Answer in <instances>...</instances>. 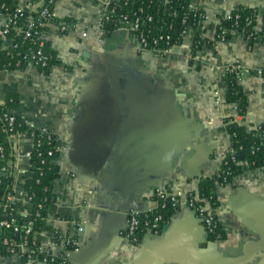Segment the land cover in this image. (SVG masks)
Instances as JSON below:
<instances>
[{"label":"crops","instance_id":"1","mask_svg":"<svg viewBox=\"0 0 264 264\" xmlns=\"http://www.w3.org/2000/svg\"><path fill=\"white\" fill-rule=\"evenodd\" d=\"M120 1H56L54 17L74 24L65 34L47 26L45 40L58 63L47 74L30 65L0 70V103L15 94L13 115L62 143L53 160L59 168L55 214L46 223L76 245L63 250L49 230L41 233L40 249L64 257L62 264H256L264 255V169L244 165L229 184L216 187L220 239H210L185 205L231 149L224 120L246 129L264 122V44H247L236 33L216 38L220 19L240 6L255 10L260 29L264 0H202L201 48L193 54L187 34L164 56L139 53L128 30H99L105 10ZM34 2L17 0V9ZM235 61L248 71L237 81L243 115L226 101L225 67ZM10 143L11 202L29 214L24 185L32 175L33 138L19 131ZM159 191L180 193L179 208L158 234L131 243L125 237L130 215L154 212ZM0 264L39 263L12 255Z\"/></svg>","mask_w":264,"mask_h":264},{"label":"trees","instance_id":"2","mask_svg":"<svg viewBox=\"0 0 264 264\" xmlns=\"http://www.w3.org/2000/svg\"><path fill=\"white\" fill-rule=\"evenodd\" d=\"M41 1V0H35ZM44 5L48 6L49 11L53 10L54 3L58 0H42ZM196 0H121L119 4L111 5L114 13L111 19L104 23L103 32L110 34L117 31L121 27L120 19L123 16L127 17L130 27L132 22L138 18L140 21L139 31L147 35L148 40L162 36L169 38V48L178 45L182 41V32L184 28L190 30L193 35L192 53L194 54L201 48L204 41L201 38V31L198 29L200 19L198 13L189 10V6L193 5ZM17 8V0H0V14L4 17L11 16ZM238 16V18H237ZM31 17L34 20L40 19L41 22H46V19L40 18L39 11L26 10L25 16L18 18L16 24L20 28L17 32H12L7 41L0 42V65L3 66L11 63V70L14 69V62L21 60L22 69L25 65L22 56L36 51V45L40 41L39 35L48 31V27H36V34L24 38L26 28V20ZM150 17L151 21H147ZM58 19L53 18L51 24L58 23ZM66 22L73 23L70 20ZM251 21V24L246 26V22ZM37 23V22H36ZM257 25L256 12L253 9L240 6L230 12V18H221L217 26L216 36L220 32V28H226L228 31L235 29L242 36L245 33L252 31L258 36V43L264 44V20L262 27L256 31L253 26ZM244 31L243 33H241ZM33 32V31H32ZM229 35V34H227ZM255 44L250 42V45ZM17 45V48H14ZM165 43L161 41L158 48H164ZM9 53V54H8ZM20 54L16 56V54ZM43 53L49 56L48 65L45 67L42 74H47L50 66L58 63L55 54L50 50L48 43L43 44ZM40 72V67L35 66ZM227 76V94L226 101L228 103H237L239 113L244 114L246 101L240 94V86L232 73H226ZM17 106V96L13 93L7 95L6 100L0 103V170L5 169L0 174V221H14V225L19 231L14 230V225L9 227H0V257H10L18 255L24 262H38L43 258H48L46 253L40 251V237L42 232L52 230L46 223L49 215L55 214L54 203L56 196L53 194V185L59 177V168L53 163L61 152V141L56 140V135L42 136L41 131L27 127L19 117L13 115V109ZM14 116L12 125H9V117ZM221 130L226 134L230 141L232 152H226L221 161L219 171L199 182L198 195L208 200L211 209L215 210L217 205L216 187L218 185L229 184L232 178L239 174L244 165L250 168L264 169V135L262 128L260 130L246 129L243 126L237 125L232 119L226 118L223 122ZM19 131H28L33 138V147L31 149V177L25 182L24 189L27 194V199L31 204V212L29 214L22 213L18 206L14 203L6 201L8 193H13V153L10 143L12 135ZM51 152V154H49ZM157 200V198H156ZM158 202V200H157ZM175 211L170 205L164 208L155 210L153 215L160 213L162 216L161 225L166 222L169 216ZM30 226L31 230L28 234L25 233L26 228ZM161 229V226H160ZM146 233V230L141 227V231L137 234V244L141 237ZM220 237H223L219 228ZM55 238V243L59 244ZM210 239H214L209 236ZM4 242H7L5 244ZM26 243V251H22L20 244ZM10 247H9V245ZM13 249V252H10ZM67 251L73 249V246L68 245L65 248ZM53 258L54 264H61L64 257L54 256L51 252L48 254Z\"/></svg>","mask_w":264,"mask_h":264},{"label":"built area","instance_id":"3","mask_svg":"<svg viewBox=\"0 0 264 264\" xmlns=\"http://www.w3.org/2000/svg\"><path fill=\"white\" fill-rule=\"evenodd\" d=\"M202 2H203L202 0H197L196 3L189 6L190 11H193L194 13H198V17L200 19V25L198 26V29H200V31L202 30V23L205 19V12L200 7ZM26 10H28V12L35 11L37 13L39 11L40 18L46 19V22H41L40 19L34 20L31 17H28L26 20V28L24 31V38L31 36L32 33L33 34L37 33L34 26H36V27H39V26L40 27H47L49 25H53V24H51V20L53 18H55L53 15V10L49 11L48 6L44 5L42 0L37 1V2L35 1L34 3H32L29 6L28 9H17L16 8L15 12L11 16L4 17L3 15L0 14L3 17V21L0 23V42L7 41L9 38V35L12 32H17L20 30V28L17 26L16 22H17L18 18H22L25 16ZM113 13H114V9L111 6L105 10V12L103 13V15L101 17V21L99 23V27H98L99 30L104 31L103 30L104 23L108 22L111 19ZM224 18L229 19L230 14ZM237 18H238V16H237ZM147 21H151V18L148 17ZM120 23H121V27L118 28V30H128L129 32L132 33L134 40L137 44V51L139 53L146 52V51H152V52H155L156 54H158L159 56H164L172 48V47L169 48V38L168 37L163 38L162 36H158V37H155L149 41L147 35L144 34L143 32L139 31L140 21L138 18H136L132 22L130 27H127L128 21H127L126 16L121 17ZM250 24H251V21L246 22V26H248ZM53 27H55V29L58 33L65 34L74 27V24L66 22V21H58V23L53 25ZM253 27L256 31L259 30V29H257V25L256 26L254 25ZM220 29L221 30H220L219 34H217V36H216V38L219 41H224L225 37L229 33H236V34L240 35L246 41L247 44H250L251 41L254 43H258V42H255V41H258L257 40L258 36H256L252 31L245 33L246 36H242L240 34V32H238L235 29H232L230 31H228L226 28H220ZM189 32H190V30L184 28V30L182 32V36L190 34ZM241 33H243V35H244V31H242ZM262 34L264 35V30L262 31ZM39 39H40V41L36 45V51L22 56V60L25 62L24 64L27 66H29V65L34 66V67L39 66L41 69L40 73L42 74L45 67L48 65L49 56L47 54L43 53V44L46 41L45 40V33L42 32L39 35ZM161 41H164V43H165L164 48H158V44ZM14 48H17V45H14ZM248 48L251 49L250 46ZM19 55H20L19 53L16 54V56H19ZM10 66H11V63H7L3 66L0 65V70H11ZM20 66H21V60L18 59L14 62L13 67H14V69H18ZM225 73L234 74L236 80L238 81L244 75L248 74V71L238 61H235V62L230 63L229 65H227L225 67ZM262 74H263L262 71H257V75L262 76ZM8 121H9V125H12V123L14 121V116L13 115L10 116ZM261 128L263 129L262 135H264V122L254 126L252 129L260 130ZM51 135H55V134H53V133L42 134V136H48V137H50ZM56 140L59 141V138L57 137ZM61 147H62V144H60V148H59V146L55 147V148L61 149ZM0 152H2L1 147H0ZM228 152H232V150L230 149ZM49 154H51V152H49ZM30 155H31V151L28 153L29 159H30ZM223 158H224V155H223ZM3 171H5L4 168H2L0 170V174ZM155 198H157V200H158L157 209L159 207H160V209H162L168 204L176 210L180 206L181 194L180 193H175V194L165 193V192L159 191L155 194ZM11 199H12V194L8 193L6 196V201L11 203ZM185 206H186V209H188L190 212L193 213L194 217L199 221V223L202 224V226L206 230L208 236H211L214 239H220L221 238L220 233H219V228H220L219 222L217 221L214 210L210 208L207 199L202 198L200 196L189 195L186 199V205ZM154 212H149V213H144V214H139L136 212V213H133L130 215V217L127 221V228H126L125 237L131 243H134L137 241L136 236L139 233V231H141V227H143L146 230V233L158 234L160 232L162 216L160 213H156L152 217L151 214ZM11 224L14 225L13 220H11L10 222L4 221V220L0 221V227H2V226L9 227ZM14 230L19 231L18 227H16L15 225H14ZM30 230H31V228H30V226H28L25 230V233L28 234L30 232ZM57 233H58L57 239H59V244H56V243L55 244L57 246H59L60 248H62L63 250H66L65 248H67L68 245H71V246L76 245L75 242L71 238L64 236L63 234H61L55 230L52 233V235L54 237V242H55V238H56ZM4 243L7 244V242H4ZM10 245H9V247H10ZM25 245H26L25 242L20 244L22 251L27 250ZM40 251L42 253H46L47 257H49V259L43 258L41 261H38L35 263L54 264L53 258H50V256H48V254L50 253L49 251L43 252L41 249H40ZM10 252H13V249H10ZM61 264H62V262H61Z\"/></svg>","mask_w":264,"mask_h":264},{"label":"water","instance_id":"4","mask_svg":"<svg viewBox=\"0 0 264 264\" xmlns=\"http://www.w3.org/2000/svg\"><path fill=\"white\" fill-rule=\"evenodd\" d=\"M197 220V219H196ZM198 221V220H197ZM199 222V221H198ZM179 264H197L193 261H188V260H185V261H181ZM256 264H264V255L260 258V260L256 263Z\"/></svg>","mask_w":264,"mask_h":264}]
</instances>
